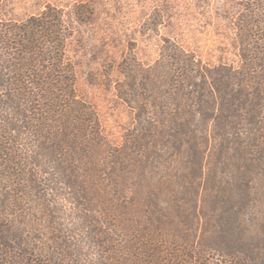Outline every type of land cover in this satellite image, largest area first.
Masks as SVG:
<instances>
[{
  "label": "trees",
  "instance_id": "1",
  "mask_svg": "<svg viewBox=\"0 0 264 264\" xmlns=\"http://www.w3.org/2000/svg\"><path fill=\"white\" fill-rule=\"evenodd\" d=\"M244 4L240 64L164 38L106 68L120 142L78 91L88 4L0 17V264H264V0Z\"/></svg>",
  "mask_w": 264,
  "mask_h": 264
},
{
  "label": "rangeland",
  "instance_id": "2",
  "mask_svg": "<svg viewBox=\"0 0 264 264\" xmlns=\"http://www.w3.org/2000/svg\"><path fill=\"white\" fill-rule=\"evenodd\" d=\"M87 3L93 15L75 21L71 56L78 64V91L96 108L107 137L120 142L134 114L119 98L115 83L99 77L109 65L134 50L145 62L159 56L164 38L194 50L211 62L241 63L238 19L245 0H1L0 17L23 19L47 4L65 7ZM96 79L92 81L91 79Z\"/></svg>",
  "mask_w": 264,
  "mask_h": 264
}]
</instances>
